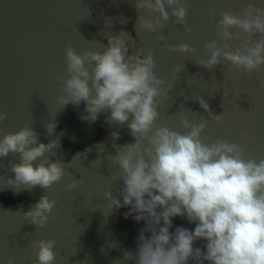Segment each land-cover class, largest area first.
Returning a JSON list of instances; mask_svg holds the SVG:
<instances>
[{
  "label": "water",
  "instance_id": "obj_1",
  "mask_svg": "<svg viewBox=\"0 0 264 264\" xmlns=\"http://www.w3.org/2000/svg\"><path fill=\"white\" fill-rule=\"evenodd\" d=\"M249 2L187 0L186 24L192 32L186 33L172 19L164 25L166 39L161 41L139 29L140 38L137 36L134 26L138 14L129 0H0V110L8 113V118L0 123V138L16 133L31 122L39 133V143L48 144L59 138L60 146L46 153L44 159L62 160L65 170L63 179L47 190L36 186L28 191L20 185L17 192L5 187L7 179H15L10 164L19 163V156L10 154L0 160L3 165L0 167V264H7L9 257H15L16 264H36L38 249L34 245L41 239L56 241L54 264H81L86 258V264H114L115 261L121 264L125 250L135 254L140 230L146 226L143 221L137 223L132 217L125 218L130 207L111 212L103 196L111 187L112 196L123 203L120 196L123 181L111 183L116 167L107 156L116 155L114 145L134 143L127 124L105 123L111 114L109 110L102 111L96 122H86L81 119L88 115L85 102L78 106L68 104L61 109L57 101L58 96L64 95L62 87L67 76L64 55L68 46L79 54L88 50L103 51L99 42L106 47L107 36L121 31L130 34L136 47L143 48L145 55H153L156 76L167 82L166 87L174 83L169 96L175 103L165 96L158 99L157 127L186 133L180 124L181 118L199 123V118L188 109L208 119L199 105V98L203 97L212 113L223 114V122L208 120L201 140L205 144L217 139L235 142L245 148L246 157L264 159V66L254 73H246L227 62L213 70L195 63L204 59L205 44L217 39L220 14L240 15ZM256 6L264 8V0H257ZM209 9L215 11L214 18L210 17ZM140 15L149 18L147 12L141 11ZM241 36L242 40L232 43L233 51L248 39L244 33ZM256 39L259 37H252L253 41ZM180 44H188L197 51L187 55L169 52L170 46ZM223 44L224 41H219L221 47ZM132 51L130 47L129 54ZM183 65L184 69L174 80V69ZM54 119L57 127L48 135L44 124ZM112 132H118L119 138L113 140ZM86 149L91 151L86 153ZM97 159L100 165L99 161L93 162ZM40 162L37 160L34 166ZM73 179L83 182L69 190L67 185ZM42 195L56 200L57 204L47 224L35 228L25 222L22 214ZM172 224L170 232L173 233L177 227L190 231L195 228V223L182 217H175ZM204 245L205 241L200 240L193 247L206 251ZM124 264H135V261ZM188 264L195 261L190 260Z\"/></svg>",
  "mask_w": 264,
  "mask_h": 264
},
{
  "label": "clouds",
  "instance_id": "obj_2",
  "mask_svg": "<svg viewBox=\"0 0 264 264\" xmlns=\"http://www.w3.org/2000/svg\"><path fill=\"white\" fill-rule=\"evenodd\" d=\"M129 3L138 14L134 27L139 38L138 29L163 41L166 39L164 25L172 19L186 33L192 32L186 24L187 0H129ZM256 5L257 0H250L240 15L221 13L216 25L217 39L205 44L204 59L195 63L213 70L227 62L246 73H254L264 66V8ZM141 11L149 13V18H142ZM209 15L214 18L215 11L209 9ZM74 31L79 33L76 27ZM241 33L248 39L233 51L231 45L242 40ZM254 36L259 39L253 41ZM106 38V47L99 42L103 51L88 50L79 54L71 46L65 49L67 76L62 87L64 95L58 96L57 101L61 109L68 104L78 106L85 102L88 115L81 119L86 122H96L102 111L109 110L111 114L105 123L127 124L134 138L132 144L114 145L116 155L107 156L116 167L111 183L123 181L120 192L123 203L112 196L111 187L103 194L111 212L130 207L125 218L132 217L146 225L140 230L135 254L125 250L121 264L130 260L135 264H188L190 260L195 264L205 261L208 264H264V159L246 157L245 148L235 142L217 139L205 144L201 140L208 120L223 122V114L212 113L203 97L199 98V105L208 119L188 109L199 118V123L181 118L180 124L186 133L157 127L158 99L165 96L175 103L169 96L174 83L166 87L167 82L156 76L153 55H145L143 48L136 47L130 34L121 31ZM219 41H224L223 47ZM130 47L132 54H129ZM168 50L185 55L197 51L188 44L170 46ZM184 67L174 69V80ZM7 118L8 113L0 110V123ZM44 127L52 135L57 127L55 119ZM111 136L116 140L119 133L112 132ZM59 146V138L48 144L39 143V133L31 122L16 133L0 138V160L10 154L19 156V163L10 164L15 179H7L5 188L17 190L23 185L28 191L36 186L47 190L60 182L65 176L63 161L44 159L46 153ZM37 160L41 162L34 166ZM96 161L101 164L99 159L93 162ZM82 182V179H73L67 188L76 189ZM56 204V200L42 195L22 214L23 218L35 228H43ZM175 217L195 223L194 230L177 227L174 233L170 232ZM200 240L205 241L206 251L193 247ZM34 247L38 249L36 264H54L55 240L41 239ZM87 259L81 264H86ZM7 264H16L15 257H9Z\"/></svg>",
  "mask_w": 264,
  "mask_h": 264
}]
</instances>
